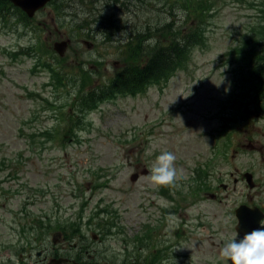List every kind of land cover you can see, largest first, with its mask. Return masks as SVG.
Masks as SVG:
<instances>
[{
    "label": "rangeland",
    "instance_id": "1",
    "mask_svg": "<svg viewBox=\"0 0 264 264\" xmlns=\"http://www.w3.org/2000/svg\"><path fill=\"white\" fill-rule=\"evenodd\" d=\"M62 3L63 17L53 12L46 17L44 12L32 27L0 2L5 11L0 17V264L79 258L83 245L82 259L90 260L92 254L101 264H122L128 252L142 257L162 252L158 264H228L219 251L237 235L235 209L247 204L264 210V111L258 115L247 107V122L233 133L228 147L222 143L228 131L220 132L225 115L221 106L235 83L228 55L264 23V0ZM167 23L173 26L171 33L198 25L205 31V43L194 47L185 69L163 88L153 85L144 93L100 101L94 108L78 106L74 99L79 92L97 89L128 65L120 48L122 55L143 52L140 57L147 59L153 45L166 42L169 34L160 30ZM133 35L136 38L129 39ZM67 39L72 41L59 57L54 41ZM37 43L43 59L66 76V87L45 83H52V72L44 66L33 71L35 58L10 54ZM72 99L87 111L70 106ZM74 117L80 118L76 134L66 132L65 139L61 133L57 140L44 134L61 125L66 131ZM163 151L175 153L183 172V178L164 191L151 185L144 172ZM207 162L213 169L208 179L213 187L192 197L193 173ZM245 171L254 175V189L240 180ZM101 209L117 215L124 232H118L115 222L110 234L94 242L93 233L101 237L102 230L107 232V227L100 229L102 216L89 219ZM104 217L111 223L114 216ZM57 219L81 221L88 239L70 238L67 232V241L60 238L54 244L57 232L64 234L54 229ZM145 224L158 231L148 246L139 247L133 239L144 232Z\"/></svg>",
    "mask_w": 264,
    "mask_h": 264
},
{
    "label": "trees",
    "instance_id": "2",
    "mask_svg": "<svg viewBox=\"0 0 264 264\" xmlns=\"http://www.w3.org/2000/svg\"><path fill=\"white\" fill-rule=\"evenodd\" d=\"M184 1L187 3L192 2V0ZM195 11H197V9H195ZM262 27L261 30L254 31L251 37L243 39L242 44L232 50L236 54H240L237 58L238 61L243 63V61L246 60L248 61V64L255 65V72H261V77L259 79V96L264 97V25ZM172 29V24L167 23L163 29L160 30L161 33L165 31L169 34L167 40H165L166 42L164 44H161V40H159L157 45H153L147 55V59L143 61V64H138L143 52H141L140 55L135 53H123V59L128 62V65L108 81L109 86L103 89L101 93L98 89H92L85 94H81V92L78 94V89L75 92V96L78 94L77 97L75 99L73 98L78 106L94 108L100 101L106 99L109 100L123 94L136 95L139 92L144 93L153 85H158L163 88L176 72L185 69L188 66L192 58L194 47L202 45L206 41L205 31L201 25L191 26L188 30H185V28L180 31L174 29V32L171 33ZM260 35L263 37H260ZM134 38H136V35H133L129 39L133 40ZM42 65L46 66V63ZM49 68L53 74L52 84L55 86H67L68 83L64 82L66 76H64L59 69H53L50 66ZM91 76L92 74L89 73L85 78L88 77V79H90ZM73 99L69 105L74 106L78 111L85 113L87 110H82L76 107L73 103ZM71 116H73V112L71 113ZM79 123L80 118L76 119L74 117L72 122L67 125L66 131H63V126L61 125L59 128L55 126L52 130H47L46 134L50 136L51 132H59V135L61 133L66 134L67 132V134L73 135L76 133V126H78ZM228 125H231V123H228ZM231 133L228 134V139H231ZM205 171L208 172L207 170ZM199 177L202 178V173L199 174ZM101 213L102 212H99L95 217L91 216L90 218L92 220L96 219L100 217ZM106 215L110 216L108 214ZM107 220L108 218L103 216L102 222H100V229H102V226L110 229L112 223L116 222L112 221L111 223H108ZM40 221H42V219H40ZM104 222H106V224H104ZM54 224L57 225L54 229H61L64 232V237H66L67 232L72 233L70 238L80 232L82 225L79 221L66 223V220H57Z\"/></svg>",
    "mask_w": 264,
    "mask_h": 264
},
{
    "label": "clouds",
    "instance_id": "3",
    "mask_svg": "<svg viewBox=\"0 0 264 264\" xmlns=\"http://www.w3.org/2000/svg\"><path fill=\"white\" fill-rule=\"evenodd\" d=\"M146 151V155H151ZM177 156L171 151H163L155 156L148 169L146 179L157 187L174 186L183 178V172L176 166ZM239 234L225 241L220 248L222 259L230 260L231 264H264V221L259 227L247 231L242 238Z\"/></svg>",
    "mask_w": 264,
    "mask_h": 264
},
{
    "label": "water",
    "instance_id": "4",
    "mask_svg": "<svg viewBox=\"0 0 264 264\" xmlns=\"http://www.w3.org/2000/svg\"><path fill=\"white\" fill-rule=\"evenodd\" d=\"M10 1H12L16 6L23 8L30 16H32L37 9L43 7L50 0H10ZM67 46H68V42H65V41L55 43V49L60 54L64 53ZM247 176H248L251 186H254V183L252 181V175L248 174ZM133 178H136L135 174ZM241 208L237 209V215L239 217V224L237 226V231L240 234H244L245 232L251 231L252 229L259 226L261 220L264 218V213L260 211L259 208L256 207L255 209L258 210L257 214L254 213V215L251 216L250 214L252 213H249L245 210L241 211ZM61 262H62V259L57 260V261L55 260V264H60ZM230 264H231V261H230Z\"/></svg>",
    "mask_w": 264,
    "mask_h": 264
},
{
    "label": "flooded vegetation",
    "instance_id": "5",
    "mask_svg": "<svg viewBox=\"0 0 264 264\" xmlns=\"http://www.w3.org/2000/svg\"><path fill=\"white\" fill-rule=\"evenodd\" d=\"M61 1H62V0H58V6L60 7V5H62V6H63V11H66V3H62V4H61ZM45 22H46V21H45ZM46 26H47V28H49L47 22H46ZM34 27H35V26H34ZM66 264H71V261L68 260V262H66ZM106 264H108V263H106Z\"/></svg>",
    "mask_w": 264,
    "mask_h": 264
}]
</instances>
